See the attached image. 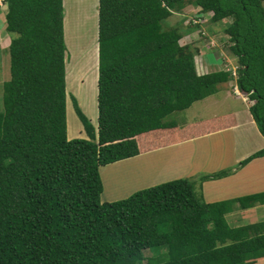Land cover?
I'll return each instance as SVG.
<instances>
[{
	"label": "trees",
	"instance_id": "1",
	"mask_svg": "<svg viewBox=\"0 0 264 264\" xmlns=\"http://www.w3.org/2000/svg\"><path fill=\"white\" fill-rule=\"evenodd\" d=\"M3 1L12 36L0 92V264H251L264 257V221L230 226L225 218L234 206L264 204V191L206 202L181 177L102 201L99 170L220 128L226 119L180 127L166 117L233 78L264 137V0H98L96 127L72 96L85 138L67 137L63 0ZM189 4L212 22L227 20L235 71L198 73L200 49L181 44L185 31L176 25H163ZM262 155L264 148L236 166Z\"/></svg>",
	"mask_w": 264,
	"mask_h": 264
},
{
	"label": "rangeland",
	"instance_id": "2",
	"mask_svg": "<svg viewBox=\"0 0 264 264\" xmlns=\"http://www.w3.org/2000/svg\"><path fill=\"white\" fill-rule=\"evenodd\" d=\"M88 1L90 3L87 5ZM0 2H1L0 3V92H1L3 81L9 78L8 45L10 43L12 35L5 30L6 5L3 0H0ZM65 3L67 8L63 3V7H64L63 28H64V42L66 46L65 81H66L67 137L85 138L87 136L84 131L82 122L75 113V109L72 103L73 102L72 96H75L78 105L80 106L82 111L89 118L90 122L96 127L97 126V77H98V63H99L98 22H97L98 0H65ZM85 5H87V9H88L86 10V14H87L85 17L86 22L81 26L83 28L84 26H86L85 27L86 29L85 30L79 29V33L81 34H78V38L76 40L79 44L76 46L77 47L79 46L81 50V54L77 55L78 57L76 59H78L79 56L83 57L82 52L84 54L86 49H88L89 51L90 48L92 49L93 46H95V51L93 50L91 53L90 52L87 53L90 59V69L84 71L89 72L90 74L92 73L93 79H89L88 81L86 80L87 78L86 76L81 78L83 79L81 83L85 84L88 81L90 86L89 94L85 93L86 97L83 98L85 103L83 102L82 104L81 100H79V98L74 93L76 85L74 88L70 90L67 87L68 85L67 65L73 63L75 60L72 62L73 60L71 59L73 58L71 57L72 52L71 49L69 48L68 42L66 41L65 15L66 12L69 10L71 14L73 13L72 16H74L73 17L74 19L76 16H79V14H81L80 11L84 9L83 7ZM199 11L200 10L197 6H193L189 4L183 9V11L174 12L170 17H168L163 22V25L165 27L176 25L178 28L185 31V35L179 40V42L181 44L191 43L193 46H196L200 49V52L194 57L195 67L198 73H205L208 71H212L216 69H224V68L235 71L236 59L231 55V53H229L227 49L229 46L228 37L223 31L227 20L212 22L209 18V15L202 16V12ZM198 17L201 18L198 20ZM69 20H71L72 22V18H70ZM194 21H200L199 23L200 27L192 26V25L187 26L188 24H190V22L194 23ZM71 22L69 24V28H71ZM78 40H80V42ZM85 72L83 73L80 72V73L85 74ZM231 83H235L234 78L232 82L229 81L228 83H221L218 86L216 92L203 99L195 101L190 107L184 110L170 113L166 117V119L174 120L179 124L180 127H184L192 122H196L198 120H203V119H209V118L211 119L213 116L216 117L225 114V112L234 111L235 109L247 106L248 103H251V101L247 97L243 99V96H247V95H244L241 92H240L241 95L236 94V90L234 88L235 86H233ZM77 84L79 86L80 83L77 82ZM92 87L95 89H92ZM69 117H71V121L69 120ZM260 137L261 136H256V134H248L244 136L243 133H239V132L236 135L235 133H233L232 130L226 131V129L219 130V132L217 133L212 132L209 134H205L204 136L202 135L201 137H192L191 141H189L186 136L179 137L177 141L185 142L186 146H188V148L191 150H193V147L195 148V150L193 151V153L195 154L194 157L192 156L191 161L190 160L186 161L192 163H188V164L184 163L185 165L183 166H179L180 164H178L179 162L178 157L180 156V152H181V151L178 152V150H180L179 146L178 145L172 146L171 144H170L171 146H167L163 144L162 146L164 147L162 146H159L158 148L155 147L153 151H151L152 149H147V151L144 150L142 154H138L134 157L127 158L123 160V162L121 161L116 164L114 162V164L109 163L107 165H101L100 174L102 177V182L104 184V191L103 193H101V200L106 201V200H110L111 198L115 200L117 198L118 199L125 198L139 189L181 177H186L192 180L194 182V185L196 186V190L202 195L201 190L202 187L205 186V184L209 185L211 181L216 182L218 178L223 177V176H218V178L212 177L201 180L202 178L201 176L207 174V173L204 174V171L213 169L211 170L212 173L208 171L210 172L208 174L213 175V173H215L214 170H219L218 166H220L222 162V161L220 162V159L222 160L226 156L228 157L229 155H231L232 152L234 154L232 153L231 157L241 156V154L245 150H247L248 156L251 155L252 153H254V150L256 151V147L258 145L264 143L262 142L263 140ZM164 138L166 141H169L173 137H171L168 134L165 135ZM139 140H141V138ZM144 141L146 142L145 144L146 147L156 146L154 144L149 143L150 140L144 139ZM142 145L145 146L143 144V141H142ZM180 145H185V144L182 143ZM250 149H252L253 152L249 153V151H251ZM260 149L263 148L261 147L257 149V151ZM159 151H161L162 154L164 153L163 154V156L165 155L164 159H162L163 156L162 154L160 155L161 152L159 153ZM201 151L208 152V156L204 158V156L199 154ZM168 152L170 156L166 154ZM172 152H174L175 155H173ZM145 154L147 156H145L144 158ZM177 155L179 156L177 157ZM157 156L159 158H157ZM161 156H162L161 158L162 160L160 159ZM246 157L247 156H243V157L241 156L239 162ZM262 157H264V155H262ZM140 158H143L144 163L142 160L140 162ZM130 160L135 162L139 160L138 162L140 163L132 162L131 164ZM246 164L247 163H244L242 164V166H245ZM114 165H116V167L113 169ZM117 165L123 167L118 168L119 166ZM116 168H118V170H116ZM110 170L111 171L116 170V171H113V174H111L112 172ZM223 170H226V168ZM103 173L107 175L110 174L107 176L109 179L103 176L105 175ZM112 180H114L115 182H111ZM108 181H110L112 184L116 183V186L114 185L115 187L113 186L109 187L110 185L108 184L111 183ZM220 183L221 180L217 181L216 185H219ZM217 198L218 201L229 199V198H222V196H219ZM255 205H257V203ZM235 208H237V206H234L232 209ZM254 208L248 211L246 210L245 212L246 214L244 215L243 212L234 214L236 215L235 217L240 216L237 223L238 222L243 224L247 223L250 218H254V217H256V219H261V218L263 219L264 206L255 208V210ZM235 217L230 219L234 221ZM146 254H149V251H146ZM263 262L264 261H260V263H253V264H263Z\"/></svg>",
	"mask_w": 264,
	"mask_h": 264
},
{
	"label": "crops",
	"instance_id": "3",
	"mask_svg": "<svg viewBox=\"0 0 264 264\" xmlns=\"http://www.w3.org/2000/svg\"><path fill=\"white\" fill-rule=\"evenodd\" d=\"M63 3L65 5V7H66L65 0H63ZM89 3L90 2L88 1L87 5ZM87 5H85L83 7L84 9L81 10L82 12L85 11V13H86V10H88L87 9ZM68 12H69V14H68ZM67 14L69 16H72L73 13L71 14V12L68 10L66 12L65 18L67 17ZM66 41H67V38H66ZM230 81L232 82V80H230ZM231 84L233 86H235L234 88L236 90V94L241 95L240 91L238 90V88L236 86V83H231ZM245 97H247V96H243V99ZM249 105H250V103H248L247 106L235 109L234 111L225 112V114H222V115H219V116H216V117L213 116L211 119L212 120H216V122L220 123V119L221 118L226 119V122H223L222 125H220L221 127L217 128L216 130H213V131H210V132H204L203 134H200V135L188 136L187 139L189 141H191L192 137H201L202 135L204 136L205 134H209V133H212V132L213 133L214 132L217 133V132H219V130H223V129L225 130L226 129V131L232 130L233 133H235L236 135H237L238 132L239 133H243L244 136H246L248 134H256V136H261L260 138L263 140L262 142H264V137L260 133V131L258 130L257 125H256V123H255V121H254V119H253V117H252V115H251V113L249 111ZM209 120H210V118L209 119L198 120L196 122L208 123ZM196 122H192V123H196ZM192 123H190V124H192ZM182 143L185 144V145H180ZM170 144L172 146H177L178 145L179 148L183 146L182 148L184 150L188 148V146H186L185 142H181V141H177V140H174V141L168 143L167 146H171ZM162 147H164V146H162ZM261 147L264 148V143L261 144V145H258L256 147V151H257V149H259ZM153 149H155V148H152L151 151H153ZM183 149L182 150L180 149L181 153L182 152H184V153H182V155L179 156V160H178L179 161L178 164H180L179 166H183L185 164L192 163V162H186V161L187 160L191 161V157L192 156L194 157V155H195L193 153V151L195 150L194 147H193V151L191 149H189V148L186 151H184ZM250 150L251 151H249V153L253 152L252 149H250ZM145 151H147V150H145ZM143 152L144 151H140L139 154H142ZM254 152H255V150H254ZM232 153H231V155H232ZM199 154L204 156V158H206L208 156V152H205V151H201ZM231 155H229L228 157L226 156L222 160L220 159V162L221 161L222 162H221L220 166H218L219 170H214L215 173H216V171H220L221 169H225V168L227 170H229L226 175H224L221 178H218L217 181L221 180V183L219 185H216L217 181L216 182L211 181L209 183V185L205 184V186L202 187V190H201L202 191V196H203V199L206 202L218 201L217 197H219V196H222V198H229L230 199V198H235V197L242 196V195L254 194V193H258V192L264 191V177H263L264 176V157H262V156L256 157L254 159H251L249 162H247V164L245 166L237 167L236 165L239 162V160L241 159V156L242 157L243 156H248L247 150H245L241 154V156H238L239 159L236 156L231 157ZM132 157H134V156H132ZM180 157L182 158V160H180L181 159ZM125 159H127V158H125ZM125 159L118 160V161L115 162V164L119 163L121 161L123 162V160H125ZM112 164H114V162ZM100 169H101V167L99 168V170ZM216 169H217V167H216ZM211 170H213V169L205 170L204 174L205 173H207V174L210 173ZM208 171H210V172H208ZM103 191H104V184H103ZM103 191H102V193H103ZM108 193H109V191H108ZM222 198H220V199H222ZM112 199L113 198H111L110 200H106V201H111ZM113 200H115V199H113ZM260 206H264V204L257 203V205H254V206H251V207H248V208H238L237 207L235 209L230 210L228 213H226L225 214V218H226V220H227V222H228V224L230 226H240V225H244V224H248V223H254V222H257V221H264V218L263 219L262 218L261 219H256V217H254V218H250L247 223H244V224L243 223H239V222L237 223V221L239 220L240 216L235 217L236 215H234V214L240 213V212H243V215H244V214H246L245 213L246 210L247 211L251 210L254 207L255 208H259ZM255 208H254V210H255ZM232 216L235 217L234 221L230 219V218H234ZM260 261H264V257L257 258L256 261H254V263H260ZM263 264H264V262H263Z\"/></svg>",
	"mask_w": 264,
	"mask_h": 264
},
{
	"label": "bare ground",
	"instance_id": "4",
	"mask_svg": "<svg viewBox=\"0 0 264 264\" xmlns=\"http://www.w3.org/2000/svg\"><path fill=\"white\" fill-rule=\"evenodd\" d=\"M86 13H85V11L84 12H82L81 11V14H79V16H76L74 19H73V17L74 16H69V15H67V17H66V20H65V35H66V38H67V42H68V45H69V48L71 49V52H72V55H71V57H73V58H71V59H73L72 60V62L73 63H70V64H68L67 65V68H68V73H67V87L69 88V90L70 89H72V88H74L75 87V85H76V87H75V90H74V93H75V95L79 98V100H81V103L83 104V102L85 103V101L83 100V98L84 97H86V95H85V93H88L89 94V89H90V86H89V83H88V81H89V79H93L92 78V73L90 74L89 72H85V71H87V70H89L90 69V59H89V57H88V54L87 53H91L93 50L95 51V46H93V44H92V49L90 48V50L88 51V49H86L85 50V53L83 54V52H82V55H83V57H81V56H79V58L78 59H76L78 56L77 55H79V54H81V50H80V48H79V46L77 47L76 45H78L79 43L77 42V38H78V34H81V33H79V29L80 30H85L86 28V26H84V28L81 26V25H83V24H85V22H86V20H85V17H86ZM70 18H72V22H71V20H69ZM70 22H71V28H69V24H70ZM78 29V30H77ZM84 32V31H83ZM84 34V33H83ZM82 34V35H83ZM79 42H80V40H78ZM84 41V40H83ZM96 56V55H95ZM96 62V61H95ZM92 66V65H91ZM96 68V67H95ZM85 70V71H84ZM92 70V69H91ZM83 73V72H85V74H81V73ZM91 72V71H90ZM96 75V74H95ZM84 76H86L87 78H86V80H88L87 81V83H81L82 82V80L83 79H81L82 77H84ZM94 80H95V78H94ZM92 81V80H91ZM77 82H79L80 84H79V86H78V84H77ZM96 84V83H95ZM96 86V85H95ZM92 89H95V88H93L92 87ZM91 93V92H90ZM88 99V98H87ZM93 99V98H92ZM69 120L71 121V117H69ZM192 148V147H191ZM179 149H183L182 147H180ZM184 150V149H183ZM186 150H188V148L187 149H185L184 151H186ZM180 150H178V152H179ZM193 151V150H192ZM161 151H159V153H160ZM176 152H177V149H176ZM158 153V154H159ZM173 153V155H175L174 154V152H172ZM182 153H184V152H182ZM182 153L180 152V155H182ZM162 154V152L160 153V155ZM164 154V153H163ZM163 154H162V156H163ZM166 154H168L169 155V152L168 153H166ZM188 154V153H187ZM160 155H158V156H160ZM167 155V156H168ZM172 155V154H171ZM145 156H147L146 154L144 155V158H145ZM157 156V158H159ZM162 156L160 157V159L162 158ZM170 156V155H169ZM179 155H177V157H178ZM142 157V156H141ZM164 157H165V155L163 156V158L162 159H164ZM167 158V157H166ZM168 158H171V157H168ZM179 158V157H178ZM181 158V157H180ZM192 158V157H191ZM161 159V160H162ZM141 160L143 161V158H140V162H141ZM180 160H182V158L180 159ZM131 161V160H130ZM139 161V160H138ZM138 161H131L130 163L132 164V162H135V163H137ZM153 161V160H152ZM158 161V160H157ZM140 162H138V163H140ZM143 163H144V161H143ZM121 165V164H120ZM120 165H117V166H119L118 168H120V167H123V166H120ZM136 165V164H135ZM125 166V165H124ZM116 167V165H114L113 166V169ZM118 168H116V170H118ZM116 170H110L112 173L111 174H113V171H116ZM109 171V172H110ZM109 172H106V173H109ZM103 174H105V173H103ZM108 175H110V174H108ZM107 174H105V175H103V176H105L107 179H109L107 176H108ZM106 179V180H107ZM108 182H110V181H108ZM111 182H115L114 180H112ZM110 182V183H111ZM106 183H107V181H106ZM108 185H110L109 187H111V186H113V187H115L116 186V183L114 184H108ZM115 185V186H114ZM107 186V185H106ZM110 189V188H109ZM107 190V189H106ZM110 191V190H109Z\"/></svg>",
	"mask_w": 264,
	"mask_h": 264
}]
</instances>
